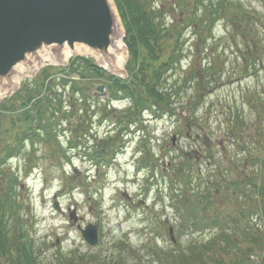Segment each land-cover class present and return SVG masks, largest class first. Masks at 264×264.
Here are the masks:
<instances>
[{
    "label": "rangeland",
    "instance_id": "rangeland-1",
    "mask_svg": "<svg viewBox=\"0 0 264 264\" xmlns=\"http://www.w3.org/2000/svg\"><path fill=\"white\" fill-rule=\"evenodd\" d=\"M149 1L159 10L160 23L179 31L178 43L173 45L174 62L165 75L168 91H174L171 113L153 116L145 112L144 126L136 121V127L121 140L118 132L128 114L120 116V124L116 110L111 109L102 118L108 94L91 87L85 96L87 117L91 119L85 132L71 131L64 122L57 139L39 142L34 148L27 145L3 168L21 180L19 214L40 264H56L59 252L65 264H87L94 256L117 259L120 264H182L184 257L187 264L190 245L198 244L199 251L208 253L200 243L208 245L214 235L216 243L225 244L216 234L218 226L199 224L201 219L203 223L208 221L201 209L193 212L194 217L188 215L187 209H191L194 195L203 185L199 186V182L204 179L228 183L237 174H250L253 181H260L264 171V0H223V8L216 10L215 16L208 12L222 0H211L213 7L205 13L207 18H214L210 27L193 20L191 12L200 17L203 7L196 10L192 0ZM253 12L258 18H253L249 26L244 16L251 17ZM233 17L238 18L231 20ZM123 45L121 75L125 77L129 49L124 42ZM167 52L164 49L163 56ZM111 58L114 60V55ZM61 64L41 65L22 77L14 91L34 80L40 68ZM9 95H1L0 101ZM70 96L68 93L62 98L69 101ZM111 104L124 107L127 102ZM76 106L85 107L81 100ZM69 120L75 122L77 115L72 114ZM107 133L114 137L118 148L115 155L105 158V168L99 169L92 154ZM230 161L237 171L229 166ZM222 187L216 199L219 220L225 222L221 230L238 234L242 240L240 253L245 256L249 238L230 219L244 214V222L250 221V228H256L261 222L259 217H263H257L258 211L250 206L255 204L256 191L248 199L246 192ZM69 208L76 210V222L68 218ZM207 215L212 211L208 210ZM88 223L96 225L99 233L95 245L87 244L80 232V227ZM79 253L86 260H81ZM251 260L258 262L257 252L252 253Z\"/></svg>",
    "mask_w": 264,
    "mask_h": 264
},
{
    "label": "trees",
    "instance_id": "trees-1",
    "mask_svg": "<svg viewBox=\"0 0 264 264\" xmlns=\"http://www.w3.org/2000/svg\"><path fill=\"white\" fill-rule=\"evenodd\" d=\"M205 1L210 4H206ZM114 2L125 28L124 42L129 49L128 72L125 78L111 75L97 66L90 56L77 55L70 58L67 66L41 68L34 80L24 82L10 97L0 101V264H4L5 261L9 264H40L34 242L23 228V220L19 214L18 192L21 180L16 173H7L3 169L9 157L19 155L27 145L34 148L39 142L57 139L64 122L70 126L71 131L81 132V134L85 132L91 123L90 117H87L89 105H86L85 96L91 87L100 84H104L108 94L101 117L105 118L111 109L112 112L116 110V114L118 113L116 120L120 124V119H123L120 116L128 114L121 130L136 124L138 120L142 123L141 116L145 111L158 116L171 113L173 109L171 92L173 94L174 91H168L165 75L174 62L173 53L175 54L176 50L173 45L178 43V29L160 23L157 15L159 10L151 7L148 4L149 0H114ZM192 2L196 10L200 5L203 7L200 17L194 14V11L191 12L193 20L201 22L200 24L203 22L202 25L210 27L214 18L213 16L207 18L205 13L209 7H213L211 0H192ZM223 3V0L216 3L218 7L214 6L213 10L208 12L209 15L215 16L216 10L221 11ZM237 18L233 17L231 20ZM253 18L258 17L257 15L244 16V21L250 26L255 21ZM185 20L188 21L189 18ZM164 49L169 51L166 56H163ZM209 68L212 69V67ZM71 74L77 77H71ZM68 93L71 96L69 101H66L62 95ZM80 100L85 107L76 106ZM112 100H124L128 106L124 109H113ZM72 114L77 115L75 122L69 120ZM99 142L100 145L92 157L95 159L96 166L104 169L105 158L114 155L118 146L114 137L109 133ZM242 148L245 149V147ZM173 165L176 166V163L174 162ZM229 166L237 171L234 162L230 161ZM244 170L247 172V169ZM219 173L223 175V170H219ZM7 175L9 178H6ZM4 178L8 179L6 185L3 182ZM253 179L254 177L250 174L245 176L237 174L228 183L224 180H214L215 183H213L204 179L199 182V186L203 185L201 189L200 187L197 189L194 195L196 200L190 206L191 209H187L188 215L194 217L191 216L194 215L193 212L201 209L208 221L203 223L201 219L199 224L204 226L212 223L218 226L216 234L223 239L225 244L216 243L214 235L208 245L200 243L205 246L208 253H204V250L199 251L201 248L198 244L190 245L187 264L189 261H191L190 264H264V220H262L264 219V171L261 172L259 182ZM213 184L215 187L211 186ZM231 186L235 190L246 192L245 197L248 199H251L249 195L255 190V204H250V206L258 211L257 217L263 216L259 217L261 222H258L254 230L250 228V221L244 222V214L239 217L233 216L230 219L235 228L239 227L243 236L249 238L244 248L245 256L240 253L241 242L239 243V240L241 239L238 238V234L229 235L221 230V225L225 222L219 220L221 213L216 206V199L221 196V187L226 190ZM208 210L212 211V215H207ZM229 243L230 246H228ZM232 247H235L234 250ZM253 252L259 255L257 263H252ZM223 255L228 256L224 258ZM79 257L81 260H86L83 254L79 253ZM182 259L185 260L184 257H181ZM56 261V264H65L61 261V252ZM87 264L120 263L117 259H97L94 256L92 259L89 258Z\"/></svg>",
    "mask_w": 264,
    "mask_h": 264
},
{
    "label": "water",
    "instance_id": "water-1",
    "mask_svg": "<svg viewBox=\"0 0 264 264\" xmlns=\"http://www.w3.org/2000/svg\"><path fill=\"white\" fill-rule=\"evenodd\" d=\"M119 25L109 0H0V82L43 48L55 52L80 44L110 60ZM69 217L77 221L75 209ZM81 234L96 244L95 225Z\"/></svg>",
    "mask_w": 264,
    "mask_h": 264
},
{
    "label": "bare ground",
    "instance_id": "bare-ground-1",
    "mask_svg": "<svg viewBox=\"0 0 264 264\" xmlns=\"http://www.w3.org/2000/svg\"><path fill=\"white\" fill-rule=\"evenodd\" d=\"M109 1L111 2L113 7L112 1ZM111 51V56L114 55V60L112 58L110 60H105L103 56L91 51L85 45L80 44H75L72 49L68 46H63L60 51L55 52L49 50L48 48H43L37 53L36 57H34L35 55L29 56V60L31 61L30 64H18L15 67L11 77L8 79L4 78V80L0 82V96L11 93L17 87L22 77L32 73L41 65L45 63H63L71 54L74 53H92L97 61L104 67L116 74H121L124 69V45L122 43L120 33H118V35L116 36V40Z\"/></svg>",
    "mask_w": 264,
    "mask_h": 264
}]
</instances>
